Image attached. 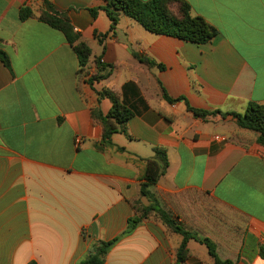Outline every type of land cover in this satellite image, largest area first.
<instances>
[{
	"label": "crops",
	"instance_id": "1",
	"mask_svg": "<svg viewBox=\"0 0 264 264\" xmlns=\"http://www.w3.org/2000/svg\"><path fill=\"white\" fill-rule=\"evenodd\" d=\"M186 1L219 31L211 42L156 35L126 16L100 41L111 21L90 10L103 0H49L91 48L90 75L99 71L97 59L109 67L91 86L65 35L38 19L44 0H0V52L10 62L0 57V264H80L116 238L105 264H176L183 237L163 224L148 219L125 233L136 215L132 201L141 199L140 159L155 148L169 159L151 188L160 207L210 239L220 260L264 264V146L257 134L231 116L195 118L184 101L163 97L164 89L196 109L241 114L250 103L264 104V0ZM24 8L35 17L21 21ZM104 89L134 113L130 137L115 134L113 148L103 147L92 117L94 109H112L99 97ZM187 249L185 264H216L197 240Z\"/></svg>",
	"mask_w": 264,
	"mask_h": 264
},
{
	"label": "trees",
	"instance_id": "2",
	"mask_svg": "<svg viewBox=\"0 0 264 264\" xmlns=\"http://www.w3.org/2000/svg\"><path fill=\"white\" fill-rule=\"evenodd\" d=\"M105 6L100 9L90 10L93 18H96L99 10L106 12L111 21L110 32L102 37L100 41L110 33L114 34L123 16H126L136 23L141 25L150 33L168 36L181 39L187 42L198 45L211 42L219 35V31L203 17L195 16L192 11V6L186 0H103ZM34 13L30 8H24L20 12L21 21L33 18ZM41 22L49 25L53 29L61 31L68 43L73 47L78 56L83 79L86 83L93 86L95 82L106 79V71L109 68L100 59L96 60L98 73L90 75L88 64L92 56V50L89 45L81 40V36L75 31L69 18L57 12L49 0H44V9L38 18ZM0 57L7 67H10V62L7 55L0 52ZM141 60V58H140ZM150 66L156 65L153 61H147ZM160 69H165L163 65H159ZM100 99L107 98L112 103V109L108 115H104L99 109L92 111V117L102 127V145L106 148H113V136L121 133L130 137L128 132V122L134 117V113L125 106L121 98L115 92L104 89L99 92ZM164 99L174 104L179 101H184L188 111L195 118L203 121H208L210 118L220 116L222 119L231 116L236 126L241 130H248L257 134L256 142L264 146V104L250 103L245 113L208 111L196 109L192 107L186 98L179 99L171 98L163 89ZM122 151V148H118ZM145 162V172L140 184V198L145 199L149 204H144L141 199L132 201L135 209V217L129 219L128 229L125 233L132 232L140 223L145 220L153 219L163 224L171 233L181 235L183 242L177 251L176 264H185L190 253L187 249V244L190 239H195L201 244H204L216 264H234L231 261H222L217 255L216 245L206 238H200L195 234L187 231L178 220L171 217L164 211L155 196L151 191L153 186H156L160 179L166 174L169 167V159L167 151L163 148H155L154 156L150 159H140ZM116 238L110 242H101L100 246L94 254H90L80 264H105V258L111 248L118 242ZM264 256V250H262ZM30 264H36L34 262Z\"/></svg>",
	"mask_w": 264,
	"mask_h": 264
},
{
	"label": "rangeland",
	"instance_id": "3",
	"mask_svg": "<svg viewBox=\"0 0 264 264\" xmlns=\"http://www.w3.org/2000/svg\"><path fill=\"white\" fill-rule=\"evenodd\" d=\"M232 139H234V140H241V139H240V137H239V136H237L236 134H233V137H232Z\"/></svg>",
	"mask_w": 264,
	"mask_h": 264
},
{
	"label": "built area",
	"instance_id": "4",
	"mask_svg": "<svg viewBox=\"0 0 264 264\" xmlns=\"http://www.w3.org/2000/svg\"><path fill=\"white\" fill-rule=\"evenodd\" d=\"M81 141H82L81 137H78V138L76 139V144L79 145V144L81 143Z\"/></svg>",
	"mask_w": 264,
	"mask_h": 264
}]
</instances>
